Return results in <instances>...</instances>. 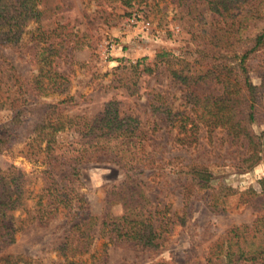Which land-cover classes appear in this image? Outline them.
Returning a JSON list of instances; mask_svg holds the SVG:
<instances>
[{"label":"rangeland","instance_id":"374dc122","mask_svg":"<svg viewBox=\"0 0 264 264\" xmlns=\"http://www.w3.org/2000/svg\"><path fill=\"white\" fill-rule=\"evenodd\" d=\"M247 1L254 5L259 2V17L245 16L240 7L225 19L210 13L205 0H132L131 5L118 0L40 1V28L45 32L42 41L36 44L27 33L21 44L0 46L1 54L29 88L44 48L53 43L54 50H49L51 60L46 66L66 78L65 90L43 94L29 90V104L17 119L13 109L0 108V172L12 167L20 175V184L12 188L20 196L19 207L13 210L11 219L15 240L0 254L13 255L19 259L17 264H65L58 247L69 235L77 233L76 229L70 231L75 222L82 224L96 215L92 233L107 211L114 215L122 213L120 203H108L106 191L119 184L125 173L111 161L110 154L92 147L89 156L78 164L77 190L84 202L77 204V211L62 207L51 211L49 206L44 212L50 177L60 175L64 177L63 183L68 177L61 158L81 152L94 141L84 137L79 127L90 125L111 100L117 103L119 117L132 115L140 122L139 140L155 159L156 167L136 176L148 199L147 205L171 217L172 224L157 247L112 243L99 260L87 259L90 248L79 256L86 259L85 264L205 263L211 245L229 227L251 224L264 214V193H260L259 185V179L264 177V135L260 160L240 170L235 164L245 156V146L225 130L215 128L209 132L202 127L195 142H183L175 122H167L164 114L151 106L153 94L160 93L173 112L188 109L183 86L174 83L163 70L166 58L186 60L193 71L202 74L213 62L216 37L226 49L234 48L239 55L240 49L251 45L255 34L264 31V0ZM231 21L234 25L230 27ZM35 26L30 22L28 28ZM216 55L217 62L227 58ZM137 62L140 66L150 65L153 72L134 75L130 65ZM243 63L251 83L257 87L259 120L251 126L261 133L264 38ZM192 89L198 95L221 92L220 84L209 78L198 80ZM60 119L65 126L55 136V161L44 151L46 139L35 140L33 131L37 125L57 123ZM199 165L218 176L211 180V189L191 185L188 171ZM250 187L258 194L247 201L250 194L240 196Z\"/></svg>","mask_w":264,"mask_h":264},{"label":"trees","instance_id":"16d2710c","mask_svg":"<svg viewBox=\"0 0 264 264\" xmlns=\"http://www.w3.org/2000/svg\"><path fill=\"white\" fill-rule=\"evenodd\" d=\"M40 1L0 0V46L13 47L21 44L27 33H30V39L36 40V44L42 41L41 38L45 32L40 28ZM118 1L125 5L132 3V0ZM205 1L210 13L223 16L225 19L233 9L238 10L240 7L245 10V16H260L259 2L258 5H254L246 0ZM30 22L36 23L34 29L28 28ZM232 25H234L233 21L229 26ZM216 38L217 50L212 51L213 62L208 63L207 69L202 74L193 71L191 63L186 60L165 59L163 70L168 73L174 83L183 86L188 109L173 112L171 107L165 104V96L160 93L153 94L151 106L153 110L164 114L167 122H175L174 125L181 134L179 138L183 142L186 140L195 142L202 127H206L209 132L215 128L225 130L228 135L245 146V156L235 164L237 169L243 170L250 168L260 160L262 136L264 135V131L256 133L251 126L253 122L259 120L256 107L257 87L251 83L248 69L243 62L247 55L262 43L264 31L254 35L251 45L240 49L241 55H237L234 48L226 49V45H221L218 37ZM227 44L232 46V43ZM52 46L53 43H49L44 48L38 72L30 81L29 88L27 82L21 79L14 66L7 61L0 50V108L13 109L16 119L24 110V106L29 104V90L37 94L65 90L66 78L56 69L49 65L46 66V63L51 60L49 50H54ZM216 54L227 58L217 62L214 60ZM228 57L234 59L231 61ZM139 66L140 62L130 65V70L136 76L153 72V67L148 64H142L140 68ZM204 78L219 83L221 92L217 95H198L193 89L191 90L193 84ZM124 84L127 82H123ZM135 84L134 80L132 91L135 90ZM125 86L128 89L131 88L129 85ZM62 122L63 119H60L57 123L37 125L33 131L35 140L46 139L44 151L55 161L57 156L53 155V143L56 133L65 126ZM139 124V120L132 115L119 117L117 103L114 100L109 101L104 111L92 120L90 125L79 127L84 137L94 140L90 143V147H84V150L75 155L61 158L65 161L67 180L63 183L64 177L60 175L50 177L46 188V202L48 203L44 206V212L49 206L51 211L58 207L77 211V204L84 202L77 190L80 186L78 164L89 156L91 147L110 154L111 161L119 165L125 173V178L119 184L113 185L106 191L108 203H120L122 213L114 215L107 211L98 223L97 231L92 233L90 232L97 220L96 215L89 216L82 224L75 222L70 231L76 229L77 233L69 235L58 247L59 253L64 256L65 264H85L86 259H80L79 256L89 251L90 248L92 252L88 254L87 259L99 260L106 254L107 246L117 242L132 243L142 247H157L160 245L163 233L169 231V225L172 224L171 217L147 205L148 199L136 176L138 173L151 169L152 166V169L156 167L153 164L156 162L155 159L148 155L149 152L145 150V145L139 140L142 136ZM89 158L91 157L87 159ZM188 172L191 185L202 190L211 189V180L218 178L203 165L191 168ZM19 179V173H16L12 167L0 172V253H3L4 249L15 240V229L11 219L13 210L19 207L20 196L12 188L20 184ZM217 185L223 187L221 182ZM259 185L260 193H264V177L259 179ZM192 186L189 185V188H194ZM245 194H250V199L247 200L246 197L245 200L251 201L258 193L250 187L241 192L240 197ZM18 261L19 259L13 255L0 254V264H17ZM194 264H264V214L257 216L251 224L241 223L229 227L211 245L206 262H195Z\"/></svg>","mask_w":264,"mask_h":264}]
</instances>
